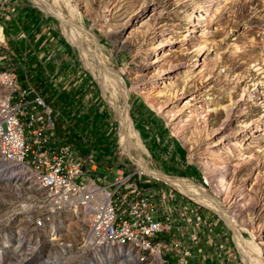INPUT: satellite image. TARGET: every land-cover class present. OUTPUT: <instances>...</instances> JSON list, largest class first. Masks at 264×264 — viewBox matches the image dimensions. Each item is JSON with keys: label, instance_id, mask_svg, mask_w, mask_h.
<instances>
[{"label": "rangeland", "instance_id": "374dc122", "mask_svg": "<svg viewBox=\"0 0 264 264\" xmlns=\"http://www.w3.org/2000/svg\"><path fill=\"white\" fill-rule=\"evenodd\" d=\"M49 1L57 12L41 1L22 0L40 12L39 27L48 33L45 38L49 36L36 50L14 49L18 44L10 43L7 24L0 17L5 34L0 52H10V60L4 56L0 68L12 70L18 84L29 83L44 96L53 109L54 139L60 142L67 132L65 116L58 117L64 107L58 97L63 93H74L82 109L92 103L104 109L106 130L90 129L80 135L93 139L99 132L112 131L127 157L109 165L114 173L109 180L119 172L137 170L148 186L173 189L229 233L232 247L227 248L223 264H248L234 229L220 211L141 169L138 149L134 151L128 140L125 113L111 94L112 85L108 89L102 80L104 69H98L92 40L100 42L111 58L118 80L113 85L129 92L150 159L164 173L214 195L221 207L234 212L243 235L252 236L264 250V0ZM147 11L151 12L148 18ZM81 18L86 25L78 24ZM70 27L75 28V36ZM28 44H32L30 37ZM29 62L38 66L37 74L31 72ZM5 95L0 83V103ZM93 123L100 128L97 119ZM220 174L228 181L223 188L218 184ZM12 186L0 179V263L39 264L54 250L41 247L51 235L44 225L53 218L35 221L47 212V205L38 200L42 193L37 198L34 189L25 186L18 192ZM65 217L63 242L85 246L89 225L69 214ZM18 231L27 240L20 241ZM169 258L176 264L172 255Z\"/></svg>", "mask_w": 264, "mask_h": 264}, {"label": "built area", "instance_id": "2783aa9c", "mask_svg": "<svg viewBox=\"0 0 264 264\" xmlns=\"http://www.w3.org/2000/svg\"><path fill=\"white\" fill-rule=\"evenodd\" d=\"M23 5L22 0H0V17L14 15ZM10 52L5 55L10 59ZM20 62V65H23ZM24 66V65H23ZM21 66V67H23ZM15 80L16 95L11 103L1 108L0 151L17 158L32 160L48 180L55 181L51 190L37 189L43 196L38 200L47 205L46 215L35 218L41 221L54 212L71 204L99 201L100 216L96 229L90 234V246L105 239L142 237L150 252L151 246L168 252L176 264H192L196 260L192 250L183 249V237L176 231L167 214L160 213V201L155 187L147 186L140 171L120 172L111 182L90 173L87 166L94 163V151L82 152L79 148L54 139L55 121L53 109L44 96L29 83L18 84L12 70L0 68V80ZM6 185H10L5 180ZM28 185L12 186L18 192ZM204 258L210 255L204 252ZM82 263V257L79 258ZM71 264V260L68 262Z\"/></svg>", "mask_w": 264, "mask_h": 264}, {"label": "bare ground", "instance_id": "6f19581e", "mask_svg": "<svg viewBox=\"0 0 264 264\" xmlns=\"http://www.w3.org/2000/svg\"><path fill=\"white\" fill-rule=\"evenodd\" d=\"M37 1H41L50 5L55 10V12L58 11L56 5H52L53 3L49 0ZM150 13V11L145 12V17L148 18ZM77 22L79 25L84 26L85 24L83 18L77 20ZM70 29H73L72 34L75 36V28L70 27ZM4 38L5 34L3 32L2 26L0 25V39L3 40ZM92 43L94 49L93 56L97 57L98 60L96 62L98 69H104L102 71L104 75L101 74L104 77L102 80L108 89L112 85L111 90L113 91L111 94L113 98H117L118 103L125 113L126 126L128 128V140L134 151L136 147L138 149V152L135 151V153L138 160L142 163L141 169L168 181L169 183L183 190V192L188 194L190 197L210 206L216 211H220L234 229L235 236L237 237L240 244L243 258L247 261V263L264 264L263 248L257 247L255 245V240L252 236H248L246 238L245 235H243V228L239 227L241 222L238 224L237 219L233 216L234 212L230 214L226 211V207H221L218 204V199L214 195L200 192L196 190L197 188L194 189L188 186L177 176L164 173L160 167L156 166L155 163L150 159V152L147 144L148 140L138 129V126L135 123V115L138 113L133 107V104H131L129 101V92L124 89L125 87L122 88L121 86L117 87V85H113V83L116 84L118 80L114 74L115 72L111 58L107 55L100 42L96 43L92 40ZM88 50L92 51L91 48H88ZM0 83L2 86V80H0ZM3 87L6 90L7 95L3 96L5 97L4 101L0 103V118L1 108L5 103H11L12 99L16 95L15 80L12 78H4ZM161 112L164 113V111ZM192 135L194 136V134ZM136 139L138 145H136ZM141 146L145 147L144 152H142ZM163 146L165 147L164 143ZM219 177L220 180L218 184L223 188L228 183V181H226L224 174H220ZM0 179L3 182L8 180L10 185L15 186H18L19 183L24 182L29 188L36 191L37 189L51 190L55 188V181L48 180L45 177V173L39 171L38 166H36L32 160L8 155L6 151H0ZM16 190L18 191L17 188ZM54 213L56 216H49L53 219L47 220V225H44L46 229H48V227L50 228L51 235L47 236V234V237L44 239V245H41L43 250H45L44 247L46 245H49L50 248L54 250L50 251L47 254L48 256L46 255V258L44 257V261H41L42 264H68L70 260L71 264H166V261L168 260V252L164 248L151 246L150 252H148V246L145 244V241H143L142 237L128 239L115 238V242H113L112 239H105L104 242H99L97 245L93 246H90V238L88 239V242L85 244V246L63 242L65 233L63 232L62 226L66 223V214L72 216V219H74L76 222L88 224L90 227V236L92 231L96 229L97 218L100 216L99 201H88L82 202L81 204H71L56 210ZM20 234L21 233L19 232V235ZM19 237L21 238L19 239L20 241L27 240V238L24 236V233ZM81 257L82 263L79 261V258ZM41 258L43 257L41 256ZM41 262H39V264Z\"/></svg>", "mask_w": 264, "mask_h": 264}, {"label": "crops", "instance_id": "0c3cea01", "mask_svg": "<svg viewBox=\"0 0 264 264\" xmlns=\"http://www.w3.org/2000/svg\"><path fill=\"white\" fill-rule=\"evenodd\" d=\"M39 21L40 12L24 4L14 15L4 18V22L7 24L6 35L10 43L12 44L13 42L14 45L18 44L16 47L12 46L14 49L22 51L28 50L29 47V50H36L37 47H40L42 39L49 40V36L45 38V35L48 33L41 31ZM29 37L32 39L31 45L28 44ZM2 51L0 52V62L7 55L6 52L3 55ZM32 56L33 51L30 53L31 61H33ZM29 64L31 72L35 71L34 69L38 67L37 65H33L34 63L32 64V62H29ZM36 72L38 71L36 70L35 74H37ZM35 74L33 73L34 78H36ZM58 98H60V101L62 98L64 106L62 107L63 110L59 108V120L63 119L61 118V114H63L65 116L63 122L67 123L65 128L67 132L65 131L66 133L62 139L63 142L79 148L84 153L93 150L95 162L88 164V170L92 175L102 178V183L113 181L109 180V177H114L113 169L111 170L109 165L115 166V163H122L127 156L119 150L116 144L117 141H115L113 134H111L112 131H108L107 133L99 132L93 139L81 138V135L90 129H97V131L106 130L105 110H101L94 103L84 106L83 109L86 108V110H83L81 103H77L78 100L75 98L74 93L70 91L63 93V96ZM115 108L121 115L120 109L116 106ZM96 119L100 128L93 126V122ZM177 153L179 154L180 152ZM179 156L182 157L180 154ZM149 186L152 187L151 185ZM154 187L157 189V196L160 201V213L167 214L166 218H170L175 224V232H179L178 235L182 234L183 249L192 250L195 253L196 260L192 261V263L223 264L227 255V248L232 247V238L221 227L220 222L207 211L200 210L195 203L185 197L177 196L173 193V189H165L163 186H158L157 184ZM204 252H209L210 255L204 258Z\"/></svg>", "mask_w": 264, "mask_h": 264}, {"label": "trees", "instance_id": "16d2710c", "mask_svg": "<svg viewBox=\"0 0 264 264\" xmlns=\"http://www.w3.org/2000/svg\"><path fill=\"white\" fill-rule=\"evenodd\" d=\"M42 72H40V74H41Z\"/></svg>", "mask_w": 264, "mask_h": 264}]
</instances>
